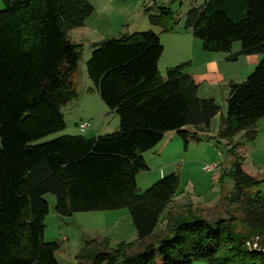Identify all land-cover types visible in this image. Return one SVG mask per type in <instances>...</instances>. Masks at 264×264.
<instances>
[{
    "label": "trees",
    "instance_id": "1",
    "mask_svg": "<svg viewBox=\"0 0 264 264\" xmlns=\"http://www.w3.org/2000/svg\"><path fill=\"white\" fill-rule=\"evenodd\" d=\"M124 1V0H123ZM0 10V264H58L57 242H45L46 195L54 212L74 213L126 209L137 241L136 252L85 248L76 264H264V253L245 247L248 237L236 232L240 221L264 233V195L245 189L259 182L241 168L235 152L226 198L238 216L209 221L191 205L173 214L168 206L177 191L171 173L138 194L136 176L147 171L142 154L165 133L175 131L186 149L198 142L219 113L214 99L200 98L185 62L158 71L163 52L159 34L150 30L121 34L92 45L87 77L100 101L118 118V130L86 139L64 135L32 144L65 129L61 108L76 100L73 83L82 45L69 40L93 13L87 0H1ZM143 7L151 25L173 33L180 21L170 10ZM182 27L201 43L203 52H230L262 59L240 83H230L225 117L217 135L230 140L244 133L252 142L255 123L264 117V0H194ZM228 59L234 60L235 57ZM224 176V175H223ZM164 219L168 234L144 243Z\"/></svg>",
    "mask_w": 264,
    "mask_h": 264
},
{
    "label": "rangeland",
    "instance_id": "2",
    "mask_svg": "<svg viewBox=\"0 0 264 264\" xmlns=\"http://www.w3.org/2000/svg\"><path fill=\"white\" fill-rule=\"evenodd\" d=\"M95 11L85 20V24L96 26L104 37L87 30H73L69 34V40L82 45L78 61L77 72L73 76V83L78 94L76 100L66 103L61 108L65 129L61 132L49 135L32 144H41L52 141L64 135H81L86 139L96 136L111 134L118 130V118L115 114H108L110 110L102 104L91 81L87 77L86 62L92 51L91 42H100L101 38H116L118 34L152 31L161 32L158 26L151 25L146 15H141L134 28H127L122 18L115 9L102 0H91ZM194 0H150L145 7H151L152 13H156L157 6L170 10L174 18L180 21L175 32L178 33L180 43V57L195 61V68L191 73L199 84L201 98L214 99L219 107V113L212 119L208 130L196 131L191 127L185 130L191 134L196 132L198 142L189 141L186 149L181 138L175 131L165 133L162 140L152 149L144 152L142 157L147 165V171L140 172L136 176L137 193L148 189L159 176V172L165 175L174 173L178 175L179 183L176 197L169 204V211L177 214L183 211L187 205H194L201 216L209 221L228 217V214L238 216L234 206H228L226 198L232 191V181L229 176L231 168V156L229 149L238 144L235 151L241 160L242 170L252 176L259 183L245 189L249 195L260 193L264 195V117L255 123L256 135L252 142H247L244 133H239L230 140L219 138L217 135L221 120L226 113V100L228 98L229 84L244 81L255 69L262 55H240V43L234 42L230 52H203L199 40L193 38L189 31L184 30L182 22L187 10ZM91 4V5H92ZM102 5V6H101ZM3 4L0 0V10ZM77 29V28H76ZM129 30V31H128ZM173 32V33H175ZM113 36V37H112ZM174 36L165 35L161 38L164 46L163 58L160 62V72L165 77L167 66L175 64L174 54L177 52L176 43L172 41ZM201 56L199 58V56ZM235 57L234 60L228 59ZM203 59L212 61L213 67L209 72L207 65H202ZM199 62V63H198ZM166 68V69H165ZM88 88L93 92L88 91ZM113 117V118H112ZM86 122L89 128L80 132L78 125ZM218 162L221 165V175L215 182L210 173L202 170L203 165ZM150 164V166H149ZM151 164L162 165L153 169ZM224 175V176H223ZM49 205V213L44 220L43 238L45 242H57L59 249L55 253L58 264H76V256L85 248L94 249L105 247L107 250L116 249L119 244L127 245L130 253L136 252L142 246L137 241L131 219L126 209L115 211H95L74 213L69 217L59 216L54 212V198L45 196ZM236 232L247 236L245 247L249 251H261L264 253V233L258 234L257 230L251 231L238 220L234 223ZM164 219H160L152 235L144 243H155L162 236L168 234ZM192 264H208L199 260Z\"/></svg>",
    "mask_w": 264,
    "mask_h": 264
},
{
    "label": "crops",
    "instance_id": "3",
    "mask_svg": "<svg viewBox=\"0 0 264 264\" xmlns=\"http://www.w3.org/2000/svg\"><path fill=\"white\" fill-rule=\"evenodd\" d=\"M90 4H92V2H91V0H87ZM100 1V0H99ZM102 1H104V2H106L107 4H109L111 7H113L114 9H115V12L119 15V17H121L122 18V22L123 23H125L126 25H127V28L129 29V28H134V26L136 25V23H137V20H138V18L141 16V15H143L144 13H143V7H144V4H146V1L147 2H149L150 0H102ZM152 1H154V0H152ZM102 6V5H101ZM92 7H93V12L95 11V7H94V5L92 4ZM73 30H87L88 32L89 31H93L92 33H95V35L96 34H98V35H100L101 37H104V36H102L101 34L103 33L102 31L100 32L99 31V28H97L96 26H92V25H86L85 24V22H84V25H83V27H81V28H77V29H73ZM73 30H71L70 32H69V34L71 33V32H73ZM129 31V30H128ZM99 33H101V34H99ZM127 33H130V32H127ZM118 35H121V34H118ZM165 35H169V36H174L173 38H172V41L174 42V43H176L177 45H176V49H177V52L174 54V56H173V58L175 59V60H173V61H176V62H174L175 64H172V65H170V66H167L166 68H168V67H173V66H176V65H178V64H181V63H185V62H189L190 63V67H189V69L186 71L192 78H193V80L195 81V77L193 76V74L190 72L191 71V69H193L194 68V65H195V61H192V60H190V59H188V60H184V59H182V57H183V55L180 57V53H179V50H180V43H179V40H178V33L177 32H175V33H161V32H159V38H160V42H161V45H163L162 44V40H161V38L163 37V36H165ZM113 37V36H112ZM101 39H108V38H101ZM102 41V40H101ZM94 43H98V42H91V47H92V45L94 44ZM202 49V48H201ZM203 51V50H202ZM163 54H164V46H163V52H162V55H161V57H160V59H159V62H158V71H159V73H160V75H161V72H160V62H161V60H162V58H163ZM199 56V55H198ZM201 56H199V58H200ZM203 63H202V65H207V69L209 68V72L211 71V69H212V67H213V62L212 61H208V60H204L203 59ZM199 63V62H198ZM197 66L195 65V68H196ZM165 68V69H166ZM161 77H162V75H161ZM195 83L198 85V91H197V94H198V96L200 97V95H199V84L197 83V81H195ZM88 91H90V92H93V90L92 89H90V88H88ZM201 98V97H200ZM103 104V103H102ZM108 114H114L113 112H111L110 111V113H108ZM113 118V117H112ZM148 164H146V166H147ZM149 166H150V164H149ZM151 166L153 167V169H158V168H160L162 165H160V164H151ZM163 176H165V173H162L161 171L159 172V176H158V178H156V179H160V178H162ZM176 194L177 193H175V195H174V197H173V200H174V198L176 197ZM172 200V201H173ZM170 204H172V203H170ZM192 205V204H191ZM170 206V205H169ZM169 206H168V208H169ZM193 210H198L197 209V207H196V205H194V208H192ZM198 212V211H197ZM199 213V212H198Z\"/></svg>",
    "mask_w": 264,
    "mask_h": 264
},
{
    "label": "built area",
    "instance_id": "4",
    "mask_svg": "<svg viewBox=\"0 0 264 264\" xmlns=\"http://www.w3.org/2000/svg\"><path fill=\"white\" fill-rule=\"evenodd\" d=\"M89 123L83 122L80 125H78V130L80 132H83L87 128H89ZM202 170L204 172L210 173L212 175V179L216 182L221 175V165L218 162L203 165Z\"/></svg>",
    "mask_w": 264,
    "mask_h": 264
}]
</instances>
